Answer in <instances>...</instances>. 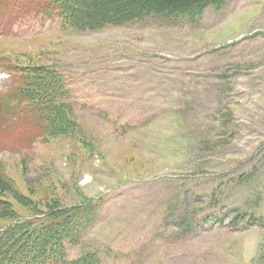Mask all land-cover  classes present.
Listing matches in <instances>:
<instances>
[{
	"label": "rangeland",
	"instance_id": "374dc122",
	"mask_svg": "<svg viewBox=\"0 0 264 264\" xmlns=\"http://www.w3.org/2000/svg\"><path fill=\"white\" fill-rule=\"evenodd\" d=\"M28 61L61 73L91 149L47 136L0 72V170L41 210L96 203L69 258L264 264V0H224L194 25L95 31L31 2L3 6L0 71ZM239 214L249 220L233 224Z\"/></svg>",
	"mask_w": 264,
	"mask_h": 264
},
{
	"label": "trees",
	"instance_id": "16d2710c",
	"mask_svg": "<svg viewBox=\"0 0 264 264\" xmlns=\"http://www.w3.org/2000/svg\"><path fill=\"white\" fill-rule=\"evenodd\" d=\"M20 2H31L55 13L65 25L79 31H95L149 17L194 25L208 7L221 8L224 0H0V9ZM8 69L15 74V91L30 111L31 120L42 125L47 136L73 134L84 148L91 149L57 69L30 61L20 70L12 66ZM12 197L29 207L28 216L18 218ZM46 204L41 210L38 202L25 198L13 179L0 170V264H102L95 251L69 258L66 247L67 243L80 244L82 234L95 220L96 203L87 198L65 206L51 198ZM246 218V214H239L231 222L237 224ZM250 218L253 222L256 219L253 215Z\"/></svg>",
	"mask_w": 264,
	"mask_h": 264
}]
</instances>
